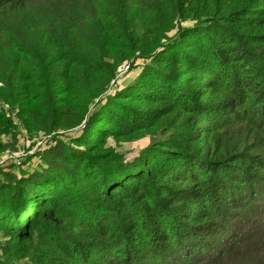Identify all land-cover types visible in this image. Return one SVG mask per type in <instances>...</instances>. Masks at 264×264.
Wrapping results in <instances>:
<instances>
[{"label": "rangeland", "instance_id": "rangeland-1", "mask_svg": "<svg viewBox=\"0 0 264 264\" xmlns=\"http://www.w3.org/2000/svg\"><path fill=\"white\" fill-rule=\"evenodd\" d=\"M180 4L183 12L161 27L157 53L128 59L120 55L113 74L104 73L101 62L94 61L90 68L70 75L65 52L51 54L45 63L50 75L83 78L80 89L72 92L92 97L88 116L104 115L101 121L95 116L98 128L83 124L52 135L24 125L20 91L10 78L13 71L20 74L17 63L25 60L24 54L15 51L0 30V180L12 173L24 182L69 181L61 185L66 190L53 198L55 215L34 223L28 215V222L18 232L14 228V234L0 228V264H70L85 255L92 259L88 264H105L125 253L162 255L165 245H172L165 255H178L196 243L187 235L177 246L183 234L196 231L198 237L216 239L213 232L200 231L199 217L216 222L232 218L240 225L229 211L236 208L223 207L218 195L226 190L227 177L245 172L233 164L236 159L252 166L249 174L255 176L247 182L251 189L264 183V107L259 108L258 98L248 89L258 82L247 87L237 66H228L231 74H226L223 48L239 39L240 48H253L254 59L261 57L264 73V0H180ZM157 24L150 20L138 29L147 34ZM177 46L187 49L195 66L178 62L172 52ZM80 56L72 61H84ZM105 60L113 63L109 56ZM38 63L31 59L27 68ZM159 83L167 87L142 90ZM71 87L63 85L64 90ZM33 96L28 94L29 99ZM57 143L68 145L82 170L65 173L61 167L45 166L36 156ZM216 171L220 179L214 176ZM41 176H46L43 183ZM74 178L80 179L83 190L66 188ZM8 185L3 188L14 187ZM10 193L0 190L2 212L12 209L6 208L9 204L15 206L11 197L2 204ZM252 201H244L242 211ZM253 206L262 207L259 201Z\"/></svg>", "mask_w": 264, "mask_h": 264}, {"label": "trees", "instance_id": "trees-1", "mask_svg": "<svg viewBox=\"0 0 264 264\" xmlns=\"http://www.w3.org/2000/svg\"><path fill=\"white\" fill-rule=\"evenodd\" d=\"M173 7L177 8L175 12ZM180 12H183L180 0H0V30L9 37L12 48L17 52L20 50L25 58L24 61L17 63L20 74L13 71L10 78L13 80L14 88L20 91V109L26 128H35L52 135L63 131H74L83 124L86 128H98L95 125V116L98 121L104 119V115L99 117L98 113L88 116L91 96L85 98L72 92L80 89L83 78L73 81L69 75L64 77L50 75L45 63L51 54L65 52L63 58L70 61L68 67L70 75L77 74L79 69L90 68L94 61L101 62L104 73L113 74L115 70L113 68L119 63V60L115 59L118 56L123 55L128 59L134 58L137 54L151 56L155 53L163 38L161 27L165 22L173 23ZM17 19H20L19 23H16ZM150 20H157L158 28L153 32L142 34L138 29L139 24H147ZM203 30L204 33L210 31ZM30 34H35L36 38L29 39ZM148 39H151V43H147ZM233 41L231 39L229 42ZM238 41L240 40L235 39V45H225L223 48L224 67L225 69L230 65L240 67L245 75L247 87L253 82L260 84L253 85L254 89H248L255 98H258L257 104L262 109L264 85L261 83L264 81V73L259 62L261 57L259 61V57L254 59L253 48H240ZM96 48L101 50L96 51ZM172 52L179 58L178 62L195 66L184 46H177ZM77 54L83 56L84 61L79 63L72 61V57ZM213 55L216 53L213 52ZM108 56L113 58V63L105 60ZM31 59L39 61L40 71L38 66L27 68ZM230 71L227 69L226 74L230 75ZM23 73L28 77L23 78ZM238 74L239 72L236 75ZM65 84L72 87L64 90ZM166 87L165 83H159L143 86L142 90L147 92L158 88L163 91ZM28 94L34 95L33 98L29 99ZM118 102L119 99L115 104L117 105ZM110 106L112 105H109V109H112L113 107ZM130 106L125 105V107ZM36 156L45 166L61 167L65 173L82 170L76 163L80 161L73 158L68 145L63 143H57L56 147ZM82 157V160L85 159L84 154ZM233 164L241 170L245 169V172L241 173L240 170L241 172L233 174L232 178L227 177V188L224 189L226 192L223 191L218 196L223 203L225 202L223 207L236 208L235 211H229L238 218L240 225L237 226L234 224V219L228 217L230 220L221 218L220 222L199 217L197 225L200 231L213 232L216 239L198 237L195 235L196 231H191L179 236L176 241L178 246L180 242L186 240L187 235L191 236L196 243L190 245L191 249L188 252L180 249L178 255H165L167 251L172 250V245H165L162 255L151 257L147 255L148 258H145L142 255L125 253L122 257H114L105 264H264V183H257L256 187L251 189L247 182L255 176L249 174L253 170L252 166L241 159H236ZM43 168L45 167L41 166V170ZM217 172L219 171H216L214 176L220 179ZM44 177L46 176L40 177L42 183ZM74 179L75 182L66 185V188L71 189V192L75 189L83 190L79 188L80 179ZM59 180L61 181L62 178ZM67 182L69 181L56 182L51 178L48 185L33 180L24 182L23 179L18 180L16 175L7 173L4 179L0 180V190L6 192L10 190L11 193L6 198L3 196L1 201L4 204L7 198L11 197L9 201L15 206L9 204V207H6H12L9 211L0 210V228H6L14 234V228L18 232L20 227H23V222H28L26 217L28 215L31 218L30 223L55 215L53 198L62 190H66L62 189L61 185ZM4 185L14 187L5 189ZM242 191L247 192L248 195L242 197L246 194ZM248 199L253 201L244 212L242 211L245 208L244 201ZM256 201H259L262 207L255 210L253 205ZM28 203H32L30 207ZM226 214L228 215V212ZM224 244L227 247L224 248ZM88 262H92V259L90 255H85L75 261L71 260L70 264H88Z\"/></svg>", "mask_w": 264, "mask_h": 264}]
</instances>
